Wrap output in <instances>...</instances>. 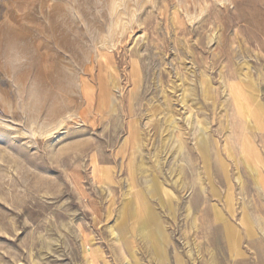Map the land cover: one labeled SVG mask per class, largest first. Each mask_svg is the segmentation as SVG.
<instances>
[{
  "label": "rangeland",
  "instance_id": "obj_1",
  "mask_svg": "<svg viewBox=\"0 0 264 264\" xmlns=\"http://www.w3.org/2000/svg\"><path fill=\"white\" fill-rule=\"evenodd\" d=\"M43 4L78 22L61 87ZM7 58L0 264H264V0H0Z\"/></svg>",
  "mask_w": 264,
  "mask_h": 264
},
{
  "label": "bare ground",
  "instance_id": "obj_2",
  "mask_svg": "<svg viewBox=\"0 0 264 264\" xmlns=\"http://www.w3.org/2000/svg\"><path fill=\"white\" fill-rule=\"evenodd\" d=\"M42 15H43V22H42V26H41V31H40V42H39V49H40V62H41V66L43 70H49L52 69L51 71V75L49 76L48 74L46 75L47 79H51L53 84L59 85L60 87L63 85L61 82V79L63 80V75L62 74H57L55 75L54 73V69H55V64L60 60H64V57L66 58H73L75 57V53L77 52V50L79 49V37L77 35L74 34V27L78 28V22H76L74 19H70V21L68 20V16H66V13H59L56 15H53V19L51 20L52 23L49 25L47 22V11H46V6H44V4L42 5ZM71 26V27H70ZM74 26V27H73ZM63 29V31H62ZM58 30L62 31V33H57ZM59 82H61L59 84ZM185 93V92H184ZM93 95V94H92ZM187 95H184V98ZM188 97V96H187ZM246 101V100H245ZM257 106V105H256ZM59 111V110H58ZM167 119V118H166ZM166 126H165V134L163 133L164 137H163V141H162V146H160V150L158 151V154L156 155V162L157 164H159L160 157L162 155V153L164 152V149L167 150L168 148H170L169 146H171L169 138L173 135V131H171L170 133V128H174L178 126V124L176 123L175 119L173 116L168 117L167 121H165ZM202 129L207 128L205 126V124H201ZM162 134V133H161ZM175 137V136H174ZM173 137V138H174ZM137 138V137H135ZM172 138V137H171ZM170 138V139H171ZM175 139V138H174ZM173 140V139H172ZM169 141V142H168ZM155 142V141H154ZM153 142V147L155 146ZM173 142V141H172ZM169 143L167 146L166 144ZM166 146L168 148H166ZM177 147V151L181 152L180 150L182 149V144H179L176 146ZM176 151V152H177ZM142 152V151H141ZM165 154V153H164ZM145 159V158H144ZM162 159V157H161ZM165 159V158H164ZM144 161V160H143ZM166 161V160H165ZM144 164V163H142ZM162 164V162H161ZM164 165V164H162ZM144 166V165H143ZM181 168V167H179ZM173 170V169H172ZM176 173V179H175V184L178 185V187H180V189H183L185 187L184 185V180H183V170L182 169H177V170H173ZM174 173V174H175ZM200 180V179H199ZM261 181V180H260ZM150 184V183H149ZM148 184V185H149ZM189 185V184H188ZM152 184L150 186V188H152ZM131 187V185H130ZM190 187V186H189ZM188 187V188H189ZM149 189V188H148ZM184 190V189H183ZM187 190V188H186ZM130 192V191H129ZM128 192V194H129ZM125 197V196H124ZM195 199V198H194ZM199 199V198H198ZM196 201V200H195ZM198 204V203H197ZM190 208H187V214L189 215L190 212ZM197 210V209H196ZM195 210V211H196ZM199 210V208H198ZM186 212V211H185ZM194 213V212H193ZM199 213V212H198ZM195 214V213H194ZM197 216V213L195 215ZM195 216H193V218H195ZM223 217V216H222ZM198 219V218H197ZM197 219H195V224L197 223ZM193 224V223H192ZM198 225V223H197ZM196 225H194L195 227ZM199 226V225H198ZM197 227V226H196ZM195 229V228H194ZM112 232L114 231V228L112 227ZM112 234V233H111ZM113 235V234H112ZM116 235V234H115ZM131 238V237H130ZM118 240V239H117ZM121 241V240H120ZM189 243V241H187ZM195 243V242H194ZM197 245H199L198 243H196ZM196 245V246H197ZM195 246V245H194ZM198 247V246H197ZM196 247V248H197ZM200 248V246H199ZM199 248H197L198 250H200ZM200 251H198L199 253ZM190 253V252H189ZM201 254V253H200ZM191 255V254H189ZM198 256V255H197ZM201 256V255H200ZM191 257V256H190ZM199 258V257H197ZM193 260V259H192ZM195 262V260H194ZM129 264H131V262H128ZM210 264H215L214 259L212 258L210 261Z\"/></svg>",
  "mask_w": 264,
  "mask_h": 264
},
{
  "label": "clouds",
  "instance_id": "obj_3",
  "mask_svg": "<svg viewBox=\"0 0 264 264\" xmlns=\"http://www.w3.org/2000/svg\"><path fill=\"white\" fill-rule=\"evenodd\" d=\"M19 63H22V61H18L12 58H7L3 62V64H0V67H6L9 71H15Z\"/></svg>",
  "mask_w": 264,
  "mask_h": 264
}]
</instances>
